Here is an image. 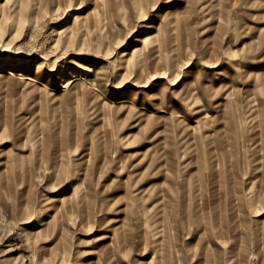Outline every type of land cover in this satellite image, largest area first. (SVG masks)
Segmentation results:
<instances>
[{
    "label": "rangeland",
    "instance_id": "rangeland-1",
    "mask_svg": "<svg viewBox=\"0 0 264 264\" xmlns=\"http://www.w3.org/2000/svg\"><path fill=\"white\" fill-rule=\"evenodd\" d=\"M0 264H264V0H0Z\"/></svg>",
    "mask_w": 264,
    "mask_h": 264
},
{
    "label": "bare ground",
    "instance_id": "bare-ground-1",
    "mask_svg": "<svg viewBox=\"0 0 264 264\" xmlns=\"http://www.w3.org/2000/svg\"><path fill=\"white\" fill-rule=\"evenodd\" d=\"M103 14H104V13H103ZM19 62H20V61H19ZM19 62L14 63L15 67H17V64H20V63H21V62H20V63H19ZM255 93H256V92H255ZM255 95H256V94H255ZM255 95H254V96H255ZM127 100H128V99H127ZM123 102H124V101H123ZM126 102H127V101H126ZM235 102H236V101H235ZM234 105H235V104H234ZM237 113H238V112H237ZM261 115H262V114H261ZM197 123H198V122H197ZM197 123H196V124H197ZM71 196H72V195H71ZM52 226H53V225H52Z\"/></svg>",
    "mask_w": 264,
    "mask_h": 264
}]
</instances>
